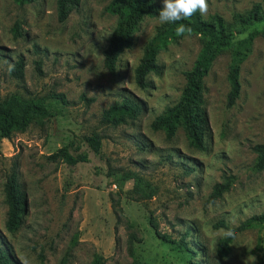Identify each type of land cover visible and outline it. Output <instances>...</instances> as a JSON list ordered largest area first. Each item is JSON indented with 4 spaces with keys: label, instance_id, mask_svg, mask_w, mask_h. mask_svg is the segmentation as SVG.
I'll list each match as a JSON object with an SVG mask.
<instances>
[{
    "label": "rangeland",
    "instance_id": "rangeland-1",
    "mask_svg": "<svg viewBox=\"0 0 264 264\" xmlns=\"http://www.w3.org/2000/svg\"><path fill=\"white\" fill-rule=\"evenodd\" d=\"M207 2L202 18L220 16L233 29L234 13L244 14L264 0ZM107 4L80 0L61 24L56 0H33L23 7L0 0V102L18 95L37 99L48 110L43 125L32 124L0 141V242L16 264H92L96 257L104 264H258L264 223L234 235L222 259L217 243L230 231L213 225L223 221L234 228L264 215V171L255 169L251 150L264 141V37L254 39L241 64L240 96L231 108L226 107L230 51L215 59L204 78L209 129L205 150L198 151L188 146L182 130L166 140L150 124L178 101L184 73L201 47L199 36L171 41L158 54L148 86L139 89L134 69L162 24L145 18L111 75L102 52L116 18L106 12ZM15 26L18 34L12 32ZM263 28L264 22L254 24L232 42L243 43ZM20 57L25 65L23 79L17 80L11 71ZM125 97L142 105L137 120L102 125V112ZM94 134L102 143L97 155L84 141ZM64 146L73 156L85 154L88 162L73 167L51 162L48 156ZM14 162L27 209L18 231L10 234L4 228L3 187ZM223 173L234 176L232 188L207 204ZM181 241L191 252L179 248Z\"/></svg>",
    "mask_w": 264,
    "mask_h": 264
},
{
    "label": "trees",
    "instance_id": "trees-1",
    "mask_svg": "<svg viewBox=\"0 0 264 264\" xmlns=\"http://www.w3.org/2000/svg\"><path fill=\"white\" fill-rule=\"evenodd\" d=\"M106 12L116 18L115 27L109 37L107 46L102 52L103 66L114 75L120 55L130 49L134 43L135 32L145 18H158L160 9L159 0H107ZM23 7L29 5L33 0H13ZM264 2H258L251 6L244 14L234 13L232 15L233 29L228 26L220 16H213L209 21L204 20L199 13L190 18L176 23H165L156 29V33L144 46L142 56L134 69V83L139 89H145L147 77L155 73L157 67V56L165 49L171 41L183 35L199 36L201 47L193 62L192 67L184 73L185 84L181 90L178 101L167 106L156 116L150 124L153 131H162L166 140L175 137L178 130H182L188 146L198 150H205V137L209 129L207 113L204 109V78L211 69L217 56L225 50L230 51V63L228 66L227 81L229 92L226 97V107L235 105L240 96V69L241 64L249 53L253 41L257 36L264 37V28L254 30L243 43L234 44L232 38L235 34H241L246 28L264 22ZM80 4V0H56V18L58 23H64L69 14ZM184 24L191 29V32L183 35H176V28ZM235 27V28H234ZM18 27L12 29L18 34ZM24 61L20 57L11 71V76L17 80L23 79ZM39 71L40 63L36 62ZM63 99V97H60ZM143 107L129 97L122 99L120 103H114L105 109L100 118L104 126H120L134 122L141 115ZM48 116L47 107L39 100L25 99L18 95H10L0 102V141L11 140L14 132H25L32 124L43 125L44 119ZM85 143L96 155L101 150V137L94 134L84 139ZM256 156L255 169L258 172L264 171V141L251 147ZM51 162L60 161L67 166H75L78 163L88 162L85 154L73 156L68 147L64 146L55 153L48 156ZM193 169L187 170L186 175ZM234 183V176L223 173L221 181L212 186V190L206 200L207 204L215 203L225 193L230 191ZM4 203L6 205L5 230L13 234L21 226L22 219L27 209L26 192L19 180L18 164L14 162L11 171L6 176L3 187ZM264 223V215H256L240 223L237 227L229 228L223 221L213 225L214 229L224 228L232 234L217 243L216 254L218 258H224L229 251V243L234 235L252 229L257 224ZM159 235V234H158ZM159 237L169 243L170 238L165 235ZM179 248L191 252L187 245L181 241ZM261 249V248H260ZM262 253L258 257V264H264V245ZM0 264H16L10 252L3 242H0ZM92 264H104L100 257H96Z\"/></svg>",
    "mask_w": 264,
    "mask_h": 264
},
{
    "label": "clouds",
    "instance_id": "clouds-1",
    "mask_svg": "<svg viewBox=\"0 0 264 264\" xmlns=\"http://www.w3.org/2000/svg\"><path fill=\"white\" fill-rule=\"evenodd\" d=\"M161 4L162 7L158 12V20L161 24L186 20L196 13L206 16L209 9L207 0H161ZM186 32L190 33L191 29L184 24L177 26L176 35L180 36ZM231 234V232L225 233V235Z\"/></svg>",
    "mask_w": 264,
    "mask_h": 264
}]
</instances>
